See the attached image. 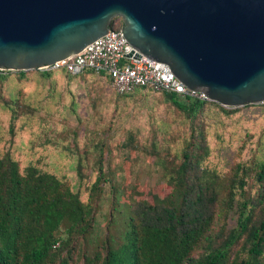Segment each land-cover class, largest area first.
I'll list each match as a JSON object with an SVG mask.
<instances>
[{"label":"trees","instance_id":"1","mask_svg":"<svg viewBox=\"0 0 264 264\" xmlns=\"http://www.w3.org/2000/svg\"><path fill=\"white\" fill-rule=\"evenodd\" d=\"M121 26L117 18L113 30ZM58 72L74 76L65 69L0 71V86L7 75L15 74L24 81L31 73L48 79ZM84 74L98 73L86 70L74 77ZM145 92L161 95L182 115L188 139L187 146L176 153L171 145L156 143L144 149L148 160L162 170L160 188L150 191L152 201L122 204V196L113 191L108 233L93 246L101 197L107 182H112L104 173L106 145L93 143L97 179L86 199L66 177L37 164L22 167L7 151L0 155V264H74L77 253L84 258L83 264H264V161L250 167L235 163L225 174L206 165L210 113L219 109L231 115L246 108L264 109V104L227 109L210 101L146 89L120 96ZM0 105L12 114L10 133L14 137L21 112L29 111L30 106L1 94ZM134 136L121 146L131 151L124 161L129 164V179L134 178L131 170L142 151ZM75 147L78 149L76 143ZM83 160L78 161L81 181L87 178ZM249 181H254L251 187ZM163 190L168 192L166 196ZM119 216L122 223L117 221ZM82 240L87 241L84 247Z\"/></svg>","mask_w":264,"mask_h":264},{"label":"rangeland","instance_id":"2","mask_svg":"<svg viewBox=\"0 0 264 264\" xmlns=\"http://www.w3.org/2000/svg\"><path fill=\"white\" fill-rule=\"evenodd\" d=\"M7 76L0 94L19 99L30 110L21 112L13 137L12 114L0 105V155L10 151L22 167L37 164L44 171L66 177L86 199L97 179L93 143L106 145L104 173L112 182H107L101 197L96 231L91 237L93 246L108 233L113 191L122 196L120 203L130 204L133 200L152 201L150 191L160 188L162 170L148 160L150 157L144 149L149 150L156 143L161 147L171 145L176 153L187 146L184 118L159 94L120 96L110 80L98 74L69 78L58 72L44 79L31 73L24 81L15 74ZM210 114L206 120L209 168L225 174L235 163L250 167L264 161V109L246 108L231 115L215 109ZM131 134L142 151L137 166L131 170L134 178L129 179V164L124 161L130 158L131 151L122 150L121 146ZM81 158L85 163V181L78 175ZM253 182L249 181L250 187ZM162 192L164 196L168 193ZM121 217L119 223L123 222ZM114 236L119 238L117 234ZM81 243L84 247L87 241ZM83 263L84 258L77 253L74 264Z\"/></svg>","mask_w":264,"mask_h":264},{"label":"water","instance_id":"3","mask_svg":"<svg viewBox=\"0 0 264 264\" xmlns=\"http://www.w3.org/2000/svg\"><path fill=\"white\" fill-rule=\"evenodd\" d=\"M117 18L138 58L167 64L210 102L264 104V0H0V71L68 60Z\"/></svg>","mask_w":264,"mask_h":264},{"label":"built area","instance_id":"4","mask_svg":"<svg viewBox=\"0 0 264 264\" xmlns=\"http://www.w3.org/2000/svg\"><path fill=\"white\" fill-rule=\"evenodd\" d=\"M124 37L121 29L112 28L106 36L89 45L80 54L39 71L65 69L76 76L86 70H93L105 74L118 95H130L139 89H146L155 93H173L181 98L209 101L201 92L190 90L181 83L167 64L146 56L138 58L136 50Z\"/></svg>","mask_w":264,"mask_h":264}]
</instances>
